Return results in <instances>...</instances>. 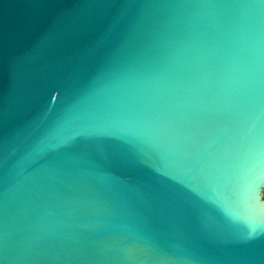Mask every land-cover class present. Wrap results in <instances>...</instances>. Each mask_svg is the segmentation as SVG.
<instances>
[{
	"label": "water",
	"instance_id": "obj_1",
	"mask_svg": "<svg viewBox=\"0 0 264 264\" xmlns=\"http://www.w3.org/2000/svg\"><path fill=\"white\" fill-rule=\"evenodd\" d=\"M264 0H0V264H264Z\"/></svg>",
	"mask_w": 264,
	"mask_h": 264
},
{
	"label": "snow or ice",
	"instance_id": "obj_2",
	"mask_svg": "<svg viewBox=\"0 0 264 264\" xmlns=\"http://www.w3.org/2000/svg\"><path fill=\"white\" fill-rule=\"evenodd\" d=\"M257 192L258 186L255 184L251 185L247 190L248 211L253 214L264 216V204H261L256 199Z\"/></svg>",
	"mask_w": 264,
	"mask_h": 264
}]
</instances>
